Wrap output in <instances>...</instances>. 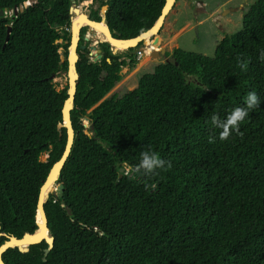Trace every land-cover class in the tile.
Segmentation results:
<instances>
[{
	"label": "trees",
	"instance_id": "obj_1",
	"mask_svg": "<svg viewBox=\"0 0 264 264\" xmlns=\"http://www.w3.org/2000/svg\"><path fill=\"white\" fill-rule=\"evenodd\" d=\"M25 2L0 16V245L7 235L36 229L40 186L66 141L57 124L67 85L56 89L53 78L67 68V51L62 61L59 48L70 42L71 0H0V10ZM105 3L110 30L128 39L153 25L165 0ZM92 18L100 19L96 12ZM161 31L145 43L157 46ZM99 41L106 42L99 61L90 60L87 47L77 50L75 136L60 171L63 194L44 203L53 246L45 260V241L27 252L8 248L4 263L264 264V0L250 4L241 28L212 56L175 47L121 95L108 93L122 67L136 60L111 54L108 45L126 48L103 34ZM250 91L260 104L240 135L221 140L211 116L225 119ZM149 148L171 168L133 177L126 167Z\"/></svg>",
	"mask_w": 264,
	"mask_h": 264
},
{
	"label": "rangeland",
	"instance_id": "obj_2",
	"mask_svg": "<svg viewBox=\"0 0 264 264\" xmlns=\"http://www.w3.org/2000/svg\"><path fill=\"white\" fill-rule=\"evenodd\" d=\"M254 1L255 0H176L166 15L162 25V31L159 35V47L156 45L152 47L149 42L150 45L145 43L137 47H132L133 49L131 51H118L114 54L119 55L127 61L130 59L128 55H131L135 58L136 63L122 67L121 71L123 74L121 75L120 81L108 94L115 91L118 95H121L125 91L133 89L137 85L139 77L143 73L151 72L158 63L168 60L169 57L167 56V52H170L175 47L212 56L218 42L224 36L230 35L241 28L243 14ZM76 2L77 1H74V4H76ZM79 8V12L74 17L73 23L77 22L79 19H85V13L83 12L84 8H82V6ZM13 10L14 9L4 11V15H11ZM101 14H103L102 10ZM84 25L86 24L84 23L81 26ZM87 31L88 27L85 30L84 36H86ZM93 37L95 36L92 33L89 39L85 41V44L88 46L92 43H96V48L101 49L102 44L106 42H99L98 40L93 42ZM57 42H61V39ZM108 47L110 53L113 54L110 45H108ZM65 51H67V48H59L62 61L65 59ZM88 51V56L92 61L97 51L89 48ZM138 51L145 52L140 59H137ZM148 51L151 52L148 53ZM155 51L156 53L153 54ZM67 83L68 76L64 70L53 78V84L56 89L63 88ZM81 120L85 127V132L89 133L90 121L84 117H82ZM45 158V154H42L40 157L41 160Z\"/></svg>",
	"mask_w": 264,
	"mask_h": 264
},
{
	"label": "water",
	"instance_id": "obj_3",
	"mask_svg": "<svg viewBox=\"0 0 264 264\" xmlns=\"http://www.w3.org/2000/svg\"><path fill=\"white\" fill-rule=\"evenodd\" d=\"M75 0H71V5L69 7V14H70V42L67 46V56H66V61H67V68H66V74L68 76V83H67V97L64 100L63 106H62V121L57 124V128H65L66 129V141L64 145V150L59 157L57 161H55L49 170L46 178L44 179L42 185L40 186L39 193H38V198H37V208H36V214H35V219L37 216V213L40 215V222L36 220V229L33 232H24L20 237L14 236V235H7V239L0 245V264H5L3 259H2V254L4 251H6L8 248H14L17 247V249L21 252H27L29 249V246L32 244L39 243L41 241H45L47 243V247L44 248L43 252V257L42 259H46V255L48 251L52 248L53 242H54V237L51 234V231L48 228L47 225V217L44 209V203L48 200L50 194L55 195L56 197H62L63 194V185L61 182H59V176H60V171L71 151V147L73 144L74 136H75V131L72 125V121L70 118V110L73 108L74 105V96L76 93V80L79 77V74L76 69V62L78 61V54L77 50L78 48L80 49H85L86 47L89 49H95L97 51L95 58L92 60L93 62L99 61L102 57L101 54V49L96 48V43H92L90 45L81 44L79 45L78 40L80 39V30L81 27H79V30H75L73 28V17L77 15L79 12V6H76L74 4ZM176 0H165V3L162 7V11L158 19L153 23L152 26H150L148 29L141 31L138 35H136L133 38H128V39H119L117 36L119 35L118 32L110 30L105 14L101 15L100 20H94L90 18L89 15V7L92 4V0H84L83 4L86 6L84 11H82L87 15L88 21L94 24H100L102 21H104L105 25V33L110 39V41L113 42H118V41H130L134 40L130 43H128L125 47L126 50L129 48L135 47L138 45L139 42H142V44H145V37L155 35L158 33V31L161 29L165 17L168 14L169 10L173 6ZM27 2L24 3V5L15 7L13 10V13L16 14L18 11H20L23 7L27 6ZM108 7L107 4H104L102 6V10H106ZM228 10V9H227ZM4 10H0V16L4 15ZM11 30V27L8 26L7 28V37L8 34ZM88 36H84V40H88ZM102 42V41H99ZM133 45H132V44ZM159 47V44L157 45ZM72 51V52H71ZM113 52V55L118 52L117 49H111ZM156 51L153 53L155 54ZM120 74L122 75L123 72L120 71ZM85 119H88V117H84ZM92 126V124H91ZM59 136H61V132L59 133ZM124 168H120V171H123ZM54 187L53 191H49V187ZM67 213L70 214L71 211L69 208H66ZM1 234V233H0Z\"/></svg>",
	"mask_w": 264,
	"mask_h": 264
},
{
	"label": "clouds",
	"instance_id": "obj_4",
	"mask_svg": "<svg viewBox=\"0 0 264 264\" xmlns=\"http://www.w3.org/2000/svg\"><path fill=\"white\" fill-rule=\"evenodd\" d=\"M264 56V52L261 53ZM243 68L244 65L241 64ZM261 100L254 91L248 92L244 100V106L235 107L226 116L225 119H221L218 114H213L210 118V123L213 127L221 129L219 132V138L226 140L231 133L235 131L237 135H240V124L249 115V110L258 107ZM214 138H210V142H213ZM171 168V162L162 159L159 154L150 148L142 150L139 154V161L135 165H129L127 172L136 175L149 176L157 175V170H167Z\"/></svg>",
	"mask_w": 264,
	"mask_h": 264
},
{
	"label": "bare ground",
	"instance_id": "obj_5",
	"mask_svg": "<svg viewBox=\"0 0 264 264\" xmlns=\"http://www.w3.org/2000/svg\"><path fill=\"white\" fill-rule=\"evenodd\" d=\"M81 5H79V7H80ZM74 21V17H73V20H72V22ZM86 24V25H91V26H96V27H99V29L102 31V33H99L98 35H96V34H94V36L96 37V40H98L99 41V39H100V35H104L105 36V38L107 39V41H109L113 46H116V47H123V48H126L125 46L128 44V43H130V42H132V41H134V40H130V41H118V42H113V41H110V39L108 38V36L106 35V33H105V30H104V28H105V23H104V21H102L100 24H94V23H91V22H89L88 21V18H85V19H79L77 22H75V23H73V25H74V29L75 30H79V27L81 26V25H83V24ZM86 36H88V37H90V33H86ZM145 39H148V36H146L145 37ZM132 44V43H131ZM133 45V44H132ZM153 47V46H152ZM72 52V51H71ZM151 51H148V53H150ZM49 189H50V187H49ZM37 216H38V221L40 222V215H39V213H37Z\"/></svg>",
	"mask_w": 264,
	"mask_h": 264
},
{
	"label": "flooded vegetation",
	"instance_id": "obj_6",
	"mask_svg": "<svg viewBox=\"0 0 264 264\" xmlns=\"http://www.w3.org/2000/svg\"><path fill=\"white\" fill-rule=\"evenodd\" d=\"M75 1H77V2H76V6L81 5L82 8L85 9L86 6L83 4V1H84V0H75ZM106 1H107V0H92V4H91L90 7H89V15H90V18H92V15H94L95 12L97 13V15H98L99 17L102 15V14H101L102 6H103L104 4H106V3H105ZM102 11H103L104 14H105V11H106V10H102ZM84 18H87V15H86V14H85ZM100 18H101V17H100ZM92 19H94V18H92ZM94 20H96V19H94ZM98 20H100V19H98ZM83 28H85V30H86L87 26L82 27L81 30H82ZM81 30H80V35H81ZM88 33H90V35H92V32H88ZM93 34H94V33H93ZM84 35H85V33H84ZM83 39H84V37H83ZM84 41H85V40H84Z\"/></svg>",
	"mask_w": 264,
	"mask_h": 264
},
{
	"label": "built area",
	"instance_id": "obj_7",
	"mask_svg": "<svg viewBox=\"0 0 264 264\" xmlns=\"http://www.w3.org/2000/svg\"><path fill=\"white\" fill-rule=\"evenodd\" d=\"M85 26H86V25L81 26V28H82V27H85ZM144 53H145V52H143V51H138V52H137V59H140V58L144 55Z\"/></svg>",
	"mask_w": 264,
	"mask_h": 264
}]
</instances>
